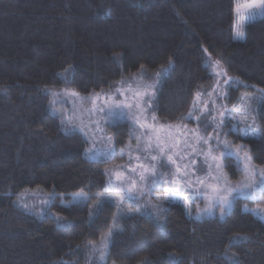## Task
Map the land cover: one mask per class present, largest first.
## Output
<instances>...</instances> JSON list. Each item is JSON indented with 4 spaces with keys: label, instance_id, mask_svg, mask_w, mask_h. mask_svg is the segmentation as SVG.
<instances>
[{
    "label": "trees",
    "instance_id": "16d2710c",
    "mask_svg": "<svg viewBox=\"0 0 264 264\" xmlns=\"http://www.w3.org/2000/svg\"><path fill=\"white\" fill-rule=\"evenodd\" d=\"M233 8L234 0H0V87L7 89L0 92V264H233L232 253L239 264H264V221L245 210L264 201L239 198L222 219L192 218L175 201L132 211L122 204L127 215L121 218L103 170L121 163L120 149L131 141L129 123L103 124L116 138L113 159H88V139L66 131L50 106L51 92H111L122 79L138 76L141 65L152 83L171 60L154 108L160 124H176L197 86L215 83L204 49L222 58L229 75L264 87V17L245 24V38L235 39ZM245 92L256 94L254 88L233 91L229 106L239 107ZM57 106L70 113L69 104ZM256 119L264 129V116ZM211 131L201 128L203 135ZM227 139L246 145L264 167V138ZM95 143L101 150L111 146ZM223 162L229 180H238L235 159ZM81 189L92 198L74 201ZM22 193L31 211L19 206ZM102 198L109 202L97 210ZM114 218L121 230L101 262L86 241L99 243ZM237 234L247 239L230 242Z\"/></svg>",
    "mask_w": 264,
    "mask_h": 264
},
{
    "label": "snow or ice",
    "instance_id": "6c2138e0",
    "mask_svg": "<svg viewBox=\"0 0 264 264\" xmlns=\"http://www.w3.org/2000/svg\"><path fill=\"white\" fill-rule=\"evenodd\" d=\"M233 13L236 17L244 14L242 22L233 25L234 38L244 39L245 24L254 21L258 16L264 17V0H234ZM204 51L207 53L205 67L210 70L209 74L215 78V83L210 88L203 85L197 86L189 111L186 115L179 117V122L176 124H160L154 108L159 91L158 85L164 73L171 67L173 63L171 60L168 61L169 68L157 72L152 83L145 82L144 78L149 75V72L144 65H141L138 76H134L128 82L122 79L113 86L111 92L102 91V93H93L86 97L70 89H65L63 93H50L53 97L50 106L54 112L62 116L61 122L65 124L66 131H80L86 139L93 141V145L96 134L103 133L99 139L111 145L103 150L95 146L88 148L86 153L90 159L103 156L105 160H111L116 154L115 136L104 133L100 121L91 119L94 113L101 115L104 122L113 127L118 126L121 121L129 123V137L130 140L136 141V145L133 148L129 143L126 148L120 149L122 157L128 156L127 165L116 164L111 169L103 170L109 177L108 191L120 193L121 199L127 198L137 205L141 197H148L146 206L150 205L156 209H159L163 202L182 200L188 207L189 214H191L189 199L193 195L206 196L208 203L203 209L198 208L197 212L211 215L216 208H219L221 218L240 197L264 201V167H258L253 162L251 150L246 145L235 144L234 141L227 139L229 134H236L241 139L264 138V129L257 125L256 119L257 116H264V87L257 88L239 77L229 75L222 58L213 57L207 49ZM64 79L66 82H71L66 76ZM240 88H254L256 94L250 95L245 92L238 98L239 107L236 104L229 106L227 102L231 100V93ZM0 92H7V89L0 87ZM61 95L72 99L71 113L62 112L56 107L57 103L66 102V100L58 99ZM101 96L104 97V103L97 105L96 101L100 100ZM77 101L80 104L79 108L76 107ZM217 101L223 102L217 105ZM84 103H89L92 107H83ZM77 113L80 115L78 116ZM84 113H87V123L84 122ZM77 119L80 123H73ZM185 120L194 121L196 127L189 128L187 124L182 123ZM201 128L205 130L211 128L212 131L203 135ZM173 130H179L178 134L171 135ZM161 132L164 134L161 135ZM221 136L224 138L221 139ZM228 159H235L238 168L244 174V179L236 184L229 182L228 175L224 171L227 165L223 161ZM197 161L207 165L209 169L207 179L196 177V173L200 170L196 167ZM160 169H167V174ZM192 177H196L195 184L202 186L198 193L193 189ZM157 190L166 192L167 195L156 196L157 203L152 204V193ZM181 192H188L189 195L181 197ZM55 195V192L49 194L50 198H54ZM23 196L22 193L17 198L19 206L31 211ZM72 197L74 201H87L92 198L90 192L83 189L73 193ZM108 202L107 198L98 200L97 210H102L103 205ZM50 203L51 199L43 201L42 210L48 209ZM111 203L116 205L119 217L127 215L122 208L121 200H114ZM246 210L253 215L264 214V207L259 205L255 209L246 207ZM56 219L59 221L64 218L57 215ZM120 230L114 218L113 227L106 235L100 237L99 243L89 240L86 241V247L98 261H105L110 255L114 238ZM229 239L231 242L247 239V237L237 234ZM229 259L233 261V264H239L235 253H232ZM60 264H71V262L61 259ZM142 264H149V262L145 260Z\"/></svg>",
    "mask_w": 264,
    "mask_h": 264
},
{
    "label": "rangeland",
    "instance_id": "374dc122",
    "mask_svg": "<svg viewBox=\"0 0 264 264\" xmlns=\"http://www.w3.org/2000/svg\"><path fill=\"white\" fill-rule=\"evenodd\" d=\"M243 16H244V14L242 13L240 17H236V23L242 22V20H243ZM259 17H260V16H258L257 18H259ZM257 18H256V19H257ZM82 97H86V96H82ZM58 99H59V100H66L65 104H69V106H70V113H71V111L73 110V101H72V99H71V98L64 97L63 95H61ZM120 99H123V97H120ZM103 103H104V97L101 96V99L98 100V101H96V104H97V105H100V104H103ZM109 103H110V102H109ZM58 104H61V103H57V105H58ZM57 105H56V107L58 108L59 106H57ZM217 105H219L218 101H217ZM61 107H62V106H61ZM76 107H77V108L80 107V104H79L78 101L76 102ZM83 107H92V105L89 104V103H84ZM59 108H60V107H59ZM60 109H61L62 111H64L63 108H60ZM51 111H52L53 113L57 114L56 112H54V111L52 110V108H51ZM77 115L79 116L80 113H77ZM83 116L85 117L84 122L87 123V113H84ZM91 119H92L93 121L99 120L100 123H101V127H103V124H105V122H104V118H103L101 115H99V114H95V113H94ZM73 123L79 124L80 121H79V119H77V120H74ZM188 127H189V128H193V127H190V126H188ZM141 131H142V130H141ZM178 132H179V130H173V132L171 133V135H177ZM102 134H103V133H97V134H96V138L99 139V137H100ZM138 134H139V133H138ZM163 134H164V133L161 132V135H163ZM223 138H224V137H221V139H223ZM88 141H89V147H88V148L95 146V148L100 149L99 146H98V147L96 146V143L93 145V141H92V140H89V139H88ZM129 143H131L132 146H133V148H135L136 141H135L134 139L131 140V141H129V142L127 143V145H128ZM127 145H126V146H127ZM126 146H125L124 148H126ZM217 154H218V153H217ZM134 155H135V153H134ZM120 156H121V155H120ZM85 157L88 158V159H90V158H89V155L86 153V151H85ZM98 157H99V156H98ZM98 157H97V158H98ZM235 161H236V160H235ZM134 163H135V162H134ZM236 163H237V162H236ZM120 164H123V165H127V164H128V156H127V155H124L123 157L121 156V163H120ZM196 167H197L198 169H200V170L196 173V177H199V178H202V179H207V173H208V171H209V169L207 168V165L202 164L200 161H197V165H196ZM111 168H112V167H110L109 169H111ZM160 170H161V171H164V172L167 174V171H168L167 169H160ZM241 173H242V172H241ZM213 174H214V173H213ZM125 175H127V173H125ZM196 177H192V181H193V189H194L195 192L198 193V192L201 190V187H202V186L195 184V179H196ZM108 179H109V177L107 176V181H108ZM243 179H244V174L242 173L241 177H240L238 180H233V181H232V180H229V182H230L231 184H236V183L242 181ZM209 182H211V181H209ZM165 187H167V185H165ZM106 190H107V183H106ZM107 191H108V190H107ZM108 193L113 195V198H112V199H115V200H121V204H123V206H129L128 209H129L130 211L133 210V207H135V208H137V209H141V206H142L144 203L147 204V201H148V199H149L148 197H147V198H146V197H141V198H140V203H139V205H137V204L133 203L132 201L128 200L127 198H123V199H121L122 194H120V193H117V192H115V191H108ZM164 195H167V193H166V192H162V191H160V190H157V191H155L154 193H152V198H153L154 201H156V200H155V197H156V196H164ZM188 195H189L188 192H181V197H186V196H188ZM152 198H151V199H152ZM240 198H247V197H240ZM247 199H250V198H247ZM250 200H252V199H250ZM169 201L181 202L182 204H184L182 200H169ZM193 201H194V202H193ZM252 201H253V200H252ZM156 202H157V201H156ZM207 203H208V199H207L206 196L193 195V196L189 199V205H190V207H191V214H189L188 207L185 206V204H184V206H185V208H186V210H187V214H188L189 216H191L192 218L200 219V218H204V217H217V218L222 219V218L220 217V214H219V208H216V209L214 210V213L211 214V215H209V214H199V213L197 212V209H198V208H199V209H203V208L206 206ZM258 205H259V204H256L254 207H251V208H250V207H247V209H255V208L258 207ZM259 206H261V205H259ZM261 207H262V206H261ZM245 210H246V208H245ZM255 216L258 217L259 219H261L262 221H264V218H262V217H264V214H258V215H255Z\"/></svg>",
    "mask_w": 264,
    "mask_h": 264
}]
</instances>
